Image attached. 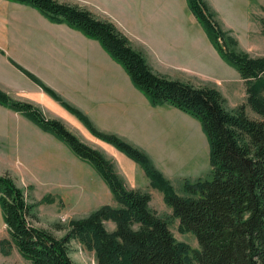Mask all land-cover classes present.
I'll return each mask as SVG.
<instances>
[{
  "label": "trees",
  "instance_id": "obj_1",
  "mask_svg": "<svg viewBox=\"0 0 264 264\" xmlns=\"http://www.w3.org/2000/svg\"><path fill=\"white\" fill-rule=\"evenodd\" d=\"M9 1L31 6L50 21L98 40L153 106L170 104L197 118L207 136L212 169L209 178L186 180L184 194H180L146 152L99 130L81 109L41 84L92 134L142 167L151 186L163 192L181 229L196 235L199 248L194 249L177 240L169 220L151 207V193L129 189L102 151L82 141L62 121L46 117L35 104L14 99L0 89L1 105L23 113L64 141L97 170L119 204L102 205L74 220L67 234L58 238L31 222L36 204L12 177L0 174V206L10 236L1 241L4 247L15 246L31 264H77L71 256L72 240L94 251L97 264H264V55L240 50L237 38L221 26L207 0H187L220 57L245 81L246 104L230 109L216 87L195 86L155 72L114 22L86 7L60 0ZM247 105L257 117L249 115ZM107 221L115 223L113 230Z\"/></svg>",
  "mask_w": 264,
  "mask_h": 264
},
{
  "label": "rangeland",
  "instance_id": "obj_2",
  "mask_svg": "<svg viewBox=\"0 0 264 264\" xmlns=\"http://www.w3.org/2000/svg\"><path fill=\"white\" fill-rule=\"evenodd\" d=\"M60 1L79 4L90 9L97 17L114 22L132 45L145 55L155 72L195 86L216 87L226 98L230 109L246 104L245 81L234 67L220 57L203 26L190 10L187 0ZM207 1L221 26L237 38L240 50L252 56L264 55V0ZM10 19L12 25L22 26V35L68 38L64 28L54 26L65 23H54L28 5L11 3ZM75 31L77 30L74 29L71 37L74 61L79 55V46L82 43L81 36ZM79 33L86 36L81 31ZM21 58L32 56L24 54ZM79 60L83 61V58ZM108 64L104 60L105 75L109 71ZM90 68L87 66L85 70L81 69L82 75H94L97 72L101 74L100 67L97 70L96 67L95 70ZM10 96L20 100L17 96ZM62 97L88 115L99 130L116 134L146 152L160 171L165 170L162 172L170 178L178 193L184 194L186 180L195 181L211 176L207 136L200 121L190 114L170 104L158 107L151 103L160 112L155 111L150 118L148 110H145V116L139 112L149 126L150 131L147 134L159 135L157 138L160 143L151 142L152 138L145 139V145L150 150L148 152L119 133L100 129L88 112ZM21 101L35 104L46 117L62 121L82 141L102 151L114 162L117 172L129 189L151 193V207L169 220L176 239L188 243L194 249L199 248L196 235L181 229L180 220L172 216V208L165 202L163 192L151 186L150 179L136 161L112 145L136 166L129 167L122 161L120 165L117 160L118 152L104 146L102 139L92 134L71 112L66 113L57 108L49 111L33 101ZM247 111L251 117H257L248 105ZM27 121L34 126L36 124L23 113L0 105V174L12 177L29 195L30 201L36 204L35 216L31 217L35 226L45 228L56 237L62 238L74 220L90 215L102 205H119L107 183L90 163L78 157L53 133H45L36 124L41 128L38 130ZM138 139L143 141L142 138ZM106 225L110 230L115 228L112 221H107ZM3 239H10L4 221L0 224V264H31L15 246L5 244L4 247L1 242ZM70 248L71 256L77 264H97L94 251L87 249L79 240H72Z\"/></svg>",
  "mask_w": 264,
  "mask_h": 264
},
{
  "label": "crops",
  "instance_id": "obj_3",
  "mask_svg": "<svg viewBox=\"0 0 264 264\" xmlns=\"http://www.w3.org/2000/svg\"><path fill=\"white\" fill-rule=\"evenodd\" d=\"M11 3L14 2L0 0V88L20 100L41 104L49 111L57 108L69 113L44 90L41 86L44 84L82 107L100 129L119 133L150 152L149 147L145 145V139L148 137L152 138L153 143L159 142L157 138L159 135L147 134L150 129L140 113L145 116V110H148L150 118L155 111H160L154 109L146 96L140 93L124 67L110 56L98 40L88 38L78 30L75 32L81 36L82 43L79 46V55L74 61V46L71 40L74 29L67 24L54 26L64 28L68 38L54 35L40 37L22 35V26L12 25ZM24 54L32 58H21ZM82 58L83 61H80ZM104 60L109 62L107 75L103 73ZM87 66H90V69L96 67V70L100 67L101 74L97 72L98 74L94 75L92 73L82 75L81 69L85 70ZM29 73L36 78H32ZM34 127L41 130L36 124ZM138 138H142L144 142ZM102 141L104 146L118 152L112 144ZM118 155L120 165L122 161L135 168L136 165L121 153L118 152ZM152 157L155 162L153 155ZM3 221L0 206V224Z\"/></svg>",
  "mask_w": 264,
  "mask_h": 264
}]
</instances>
